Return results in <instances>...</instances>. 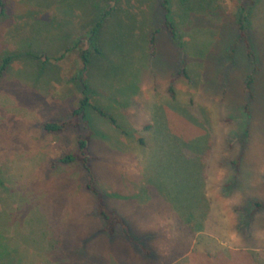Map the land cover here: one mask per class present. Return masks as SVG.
I'll return each instance as SVG.
<instances>
[{"label":"rangeland","instance_id":"374dc122","mask_svg":"<svg viewBox=\"0 0 264 264\" xmlns=\"http://www.w3.org/2000/svg\"><path fill=\"white\" fill-rule=\"evenodd\" d=\"M2 1L0 63L16 59L0 79V264H264V0H119L92 106L58 133L45 123L72 119L84 86L77 52L55 59L105 0ZM78 138L129 236L105 230L81 162L51 168Z\"/></svg>","mask_w":264,"mask_h":264},{"label":"trees","instance_id":"16d2710c","mask_svg":"<svg viewBox=\"0 0 264 264\" xmlns=\"http://www.w3.org/2000/svg\"><path fill=\"white\" fill-rule=\"evenodd\" d=\"M119 0H105L103 1L101 8L97 9L99 12L98 19L96 21L95 26L84 36L81 35L79 38L76 39L75 44L72 47H69L65 50L64 54L61 55V57L55 59V61H60L66 57L67 54L77 52L80 56V60L82 61V68L78 70L80 77L82 78L84 91L81 93V98L79 100L78 106L73 110L72 116L73 118L64 122H47L44 125V129L46 132L49 133H58L62 132L65 129L68 128H76L78 126V123L75 122V117H86L87 108L92 106L89 100V97L87 95L88 91V85L86 81V74L89 69V66L91 65L92 55L97 54L101 55L102 50L99 43V34L100 30L102 29L104 23L110 19L117 11V5ZM210 1L209 0H200V6L203 8L206 4L208 5ZM0 8H4V3L2 0H0ZM244 10H247L246 7L242 6ZM164 9L166 11V22H165V29L169 31L171 34V37L175 42L178 44L184 43L182 36L180 35L179 29L177 24L175 23L172 14V9L170 6V2L166 1L164 4ZM4 12V11H3ZM160 30H157L153 33L151 38V47L153 49V52H156V36ZM243 38L246 39L245 34L242 32ZM185 44V43H184ZM247 52L252 57V52L250 49L249 43L246 42ZM16 59L15 56H7L2 60L0 63V79L5 74V72L8 70L9 66L12 64V62ZM34 59H43L45 63L50 62L51 60H54V58H50L49 56L42 55V56H34ZM253 83L252 77L250 78L248 82V89H250V85ZM94 110L99 113L104 118H109L111 122L116 125L117 122L114 118L109 117L103 110L95 107ZM92 159V157L89 155L88 152V142L85 139L78 138L77 144H76V150L66 154L64 156H61L56 162L51 164V168H58L61 165H74L78 162H81L83 164V167L85 168L87 172L88 177V183L86 185V190L93 193L97 199L98 203V211L99 215L105 220L106 227L105 230L109 233H113L115 228L117 226H121L123 228V232L125 235L129 236V228L124 222V219L122 216H120L118 213L108 209L105 205L104 199L102 197V194L95 188L94 186V177L91 174L90 164L89 161ZM263 207L262 204L258 203L256 210H259ZM255 210V211H256Z\"/></svg>","mask_w":264,"mask_h":264}]
</instances>
